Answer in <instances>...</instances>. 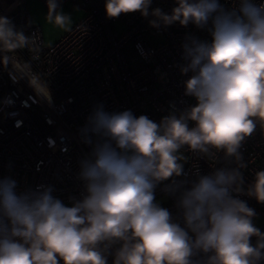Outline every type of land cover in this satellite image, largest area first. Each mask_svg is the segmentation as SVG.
<instances>
[{
  "label": "clouds",
  "instance_id": "9594fccd",
  "mask_svg": "<svg viewBox=\"0 0 264 264\" xmlns=\"http://www.w3.org/2000/svg\"><path fill=\"white\" fill-rule=\"evenodd\" d=\"M152 0H106L109 18L139 12ZM60 27L71 17L57 12ZM150 21L207 29L211 42L183 45L191 72L185 95L196 103L156 123L131 111L97 107L83 129L93 143L81 161L85 194L65 205L48 186L18 193L11 177L0 178V264H261L264 233L255 210L241 194L264 204V170L243 188L238 168L218 167L206 175L166 186L175 197L174 215L157 202L156 187L184 175L185 146L210 159H241L246 137L264 127V0H176L171 14L153 9ZM0 19V35L12 32ZM192 122L193 126H189ZM91 134L96 139L89 140ZM256 238L255 244L252 238Z\"/></svg>",
  "mask_w": 264,
  "mask_h": 264
},
{
  "label": "built area",
  "instance_id": "2783aa9c",
  "mask_svg": "<svg viewBox=\"0 0 264 264\" xmlns=\"http://www.w3.org/2000/svg\"><path fill=\"white\" fill-rule=\"evenodd\" d=\"M26 1L0 0V19H6L12 30L0 35V178L15 180L18 193L51 187L53 196L71 206L73 198L85 194L80 164L89 158L93 143L85 142L83 129L94 110L99 106L108 113L128 110L156 123L179 116L196 103L185 95L184 82L192 73L181 72L187 63L183 45L191 39L210 43L212 37L191 23L150 24L156 19L153 9L171 14L176 0H152L147 17L135 12L116 18L106 15V0H72L85 14L47 46ZM40 1L52 12L49 0ZM67 1L56 0L57 8ZM220 3L231 8L235 0ZM115 21L124 23L125 31L117 32ZM152 34L161 39L154 41ZM88 139L96 138L89 134ZM239 153V161L225 159L223 152L213 160L185 146L180 152L184 175L159 184L157 202L176 215L175 197L167 194L166 186L193 181L218 167L238 168L247 189L255 173L264 170V127L257 123ZM239 198L264 217V204L244 194ZM257 227L264 233V222Z\"/></svg>",
  "mask_w": 264,
  "mask_h": 264
},
{
  "label": "rangeland",
  "instance_id": "374dc122",
  "mask_svg": "<svg viewBox=\"0 0 264 264\" xmlns=\"http://www.w3.org/2000/svg\"><path fill=\"white\" fill-rule=\"evenodd\" d=\"M26 5L32 23L39 27L43 37V43L47 46L56 43L85 14L84 8L79 3L72 0L63 3L56 9V11H62L63 13L69 15L71 17V23L65 27H60L51 18L52 12L48 11L40 0H27ZM113 28L119 33L125 31V25L120 21H115L113 23ZM150 37L154 41H159L161 39L159 35L155 34L150 35ZM253 222L256 226H259L262 222H264V217L258 214L254 217Z\"/></svg>",
  "mask_w": 264,
  "mask_h": 264
}]
</instances>
